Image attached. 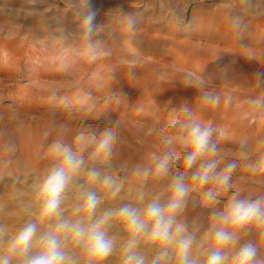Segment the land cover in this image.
<instances>
[{
    "label": "rangeland",
    "instance_id": "obj_1",
    "mask_svg": "<svg viewBox=\"0 0 264 264\" xmlns=\"http://www.w3.org/2000/svg\"><path fill=\"white\" fill-rule=\"evenodd\" d=\"M203 5L209 14H195ZM89 11L96 28L87 38L82 24ZM233 16L245 26L235 27ZM208 95L219 104L209 105ZM184 108L216 128L219 168L237 163L231 190L214 205L190 179L199 162L188 170L185 183L193 190L186 202L199 209L196 219L178 215V222L202 243L212 222L201 210L222 208L233 192L251 199L264 194V0H0V252L27 223L39 221L36 191L57 162L51 151L57 139L73 142L85 158L65 191L61 218L77 219L81 186L101 197L97 217L124 204L166 202L171 180L184 171L185 152L169 149L174 162L163 179L136 169L163 153L170 124L184 118ZM107 130L114 133L111 155H93L88 138ZM81 133L85 139L77 141ZM93 167L117 179L119 194L89 181ZM56 222H38V234ZM108 233L116 248L103 264H122L127 233L119 221ZM241 237L255 241L264 258V235L252 228ZM66 251L86 264L75 244ZM155 252L147 250L149 262Z\"/></svg>",
    "mask_w": 264,
    "mask_h": 264
},
{
    "label": "clouds",
    "instance_id": "obj_2",
    "mask_svg": "<svg viewBox=\"0 0 264 264\" xmlns=\"http://www.w3.org/2000/svg\"><path fill=\"white\" fill-rule=\"evenodd\" d=\"M135 21H132L134 26ZM235 27H244L239 16L232 17ZM84 34L90 38L96 28L95 13L89 11L82 24ZM204 99L209 105H218L217 96L208 95ZM254 103H260L259 100ZM183 119L174 121L170 127L174 130L163 140V153L153 154L150 165L138 167L136 173L147 177L150 173L163 179L168 176L174 162V153L169 149L178 146L185 152L182 166L184 171L173 177L169 185L170 195L166 202L152 199L142 208L124 204L118 209H107L103 215L96 216L101 197L94 189L81 186V203L74 208L77 219L62 217L61 204L72 179L83 170L85 158L73 146V142L57 139L51 145L56 163L46 174L36 191L39 201V223L56 220L54 227L38 234V222L27 223L13 238L7 248L0 252V264H77V260L66 251L69 242L79 247L86 258V264H103L114 252L115 240L109 236L108 229L114 221H119L127 233V239L121 245L122 264H264L260 249L255 241L241 243V233L252 228L264 235V194L255 199L241 197L233 192L222 208H212V220L201 243L189 233L184 221L178 222V215L185 206L186 197L193 187L185 183L189 178L202 191V197L209 205L216 204L220 194L232 188V175L237 163L231 161L219 168L218 138L216 128L211 123L201 122L187 108L182 110ZM84 135L77 136L83 141ZM114 133L103 132L97 139L88 138L94 144L93 155L108 157L112 153ZM219 169V170H218ZM89 181L99 182L113 194H119L121 185L112 175H104L93 167L88 172ZM212 185L211 187H207ZM146 193L141 190L139 199L143 202ZM3 226H0V235ZM155 249V255L149 262L147 250L140 245ZM196 245V251L193 246Z\"/></svg>",
    "mask_w": 264,
    "mask_h": 264
},
{
    "label": "bare ground",
    "instance_id": "obj_3",
    "mask_svg": "<svg viewBox=\"0 0 264 264\" xmlns=\"http://www.w3.org/2000/svg\"><path fill=\"white\" fill-rule=\"evenodd\" d=\"M84 1V0H83ZM222 2H228V1H231V0H221ZM233 1H237V0H233ZM247 2L249 1H252V0H245ZM67 2V1H66ZM260 2V1H259ZM209 7L210 6H199V7H196L195 10H194V13H198V11L202 10L203 12H208L207 14H209ZM109 8V7H108ZM107 8V9H108ZM112 9V8H111ZM232 9V8H231ZM69 10V9H68ZM72 10V9H71ZM64 11V10H63ZM68 12V11H67ZM84 14V13H83ZM207 14H205L207 16ZM215 15V14H214ZM209 16V15H208ZM214 17V16H213ZM208 21V20H207ZM65 23V22H63ZM206 23H209V22H206ZM67 24V23H65ZM63 26V25H62ZM61 26V27H62ZM95 31V30H94ZM145 69V68H144ZM200 206V205H199ZM207 208V206H206ZM198 209L199 207H197L196 205V202H192V200H189L187 202H185V206L184 208L182 209L181 213L179 214V217H184L186 220L190 221L192 219H196L197 215L195 212H198ZM201 214H205L204 218H206V220L208 222H213L212 220V215H211V211L209 209H206V210H201L200 211ZM198 214V213H197ZM200 214V213H199ZM205 222V221H204ZM203 226V225H202ZM194 227V226H193ZM248 234V233H247Z\"/></svg>",
    "mask_w": 264,
    "mask_h": 264
}]
</instances>
